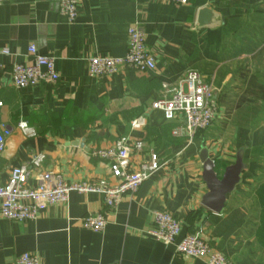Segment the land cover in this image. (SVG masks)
<instances>
[{"label":"crops","instance_id":"obj_1","mask_svg":"<svg viewBox=\"0 0 264 264\" xmlns=\"http://www.w3.org/2000/svg\"><path fill=\"white\" fill-rule=\"evenodd\" d=\"M59 2L5 0L0 5V48L10 51L0 54V101L3 121L12 131L0 157V184L34 154H44L45 160L33 170L30 186L45 171L68 182H114L110 160L93 152L134 140L144 146L132 152V170L147 162L151 151L162 167L113 210L98 194L74 192L68 202L47 207L34 220H9L0 212V264H16L26 252L44 264H205L149 234L155 210L178 218V240L197 233L232 264H264V0H189L186 5L80 0L75 22L59 12ZM203 8L217 15L215 24H198ZM133 25L145 32L156 68L92 78L89 60L124 56ZM31 45L54 58L55 83L13 85V65L33 60ZM189 69L212 85L217 105L212 126L193 135L179 118L167 121L150 109L163 95L162 85L175 84ZM141 115L146 126L132 129ZM20 121L36 135L25 137ZM203 149L220 167L218 173L243 155L241 181L220 213L202 204L208 191ZM103 211L108 215L103 231L81 226L82 218Z\"/></svg>","mask_w":264,"mask_h":264},{"label":"built area","instance_id":"obj_2","mask_svg":"<svg viewBox=\"0 0 264 264\" xmlns=\"http://www.w3.org/2000/svg\"><path fill=\"white\" fill-rule=\"evenodd\" d=\"M173 3L186 5L189 0H170ZM5 0H0V5ZM80 0H60L59 12L70 22L79 16ZM33 60L16 62L13 65L12 82L19 88L53 84L59 79L54 58L39 53L35 45L28 49ZM10 51L0 48V54L7 55ZM150 71L156 68V60L147 48L145 32L137 25L128 29V49L122 57L99 55L89 60V75L92 78H105L118 74L123 69ZM163 95L152 102L150 109L158 110L167 121L177 118L184 123V130L193 135L206 130L217 118V105L214 90L206 82L200 72L189 69L175 84L164 83ZM3 103L0 101V157L5 152L7 139L12 134L4 123L2 116ZM147 124L146 115H141L131 122L132 129H142ZM25 137L36 135V131L27 122L17 124ZM181 129L176 130L181 134ZM142 140L119 142L113 148L96 149L93 155L110 160V170L116 181L95 180L85 182H68L61 175L42 172L37 184L30 186L33 170L40 167L44 154L32 155L29 162L14 167L8 181L0 184V212L9 220L29 221L36 219L47 207L68 202L72 193L98 194L102 196L104 206L113 210L126 195L135 194L142 184L152 178L161 169L158 154L150 152L147 162L136 170L130 168L133 151L143 149ZM106 212L89 214L81 219V226L95 232L103 231L107 224ZM181 223L178 218L166 211L153 212V225L148 232L157 240L166 244H175L179 254L192 258H203L205 264H232L223 252L214 248L200 234L191 233L178 238L181 234ZM16 264H44L40 258L31 253L21 254Z\"/></svg>","mask_w":264,"mask_h":264},{"label":"water","instance_id":"obj_3","mask_svg":"<svg viewBox=\"0 0 264 264\" xmlns=\"http://www.w3.org/2000/svg\"><path fill=\"white\" fill-rule=\"evenodd\" d=\"M218 17L209 8H203L199 12L198 24L200 26L213 25ZM203 165L202 178L207 186V193L202 198V204L215 213H220L225 207L228 196L235 190L241 181V173L245 169L243 155L239 153L235 163L226 166L222 173H218L217 165L209 157L207 149L200 154Z\"/></svg>","mask_w":264,"mask_h":264},{"label":"trees","instance_id":"obj_4","mask_svg":"<svg viewBox=\"0 0 264 264\" xmlns=\"http://www.w3.org/2000/svg\"><path fill=\"white\" fill-rule=\"evenodd\" d=\"M37 134H38V132H37ZM217 165V169H219L220 167L218 166V164H216ZM262 217H263V221H264V203H263V212H262Z\"/></svg>","mask_w":264,"mask_h":264}]
</instances>
